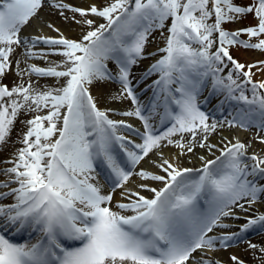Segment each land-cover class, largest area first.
I'll use <instances>...</instances> for the list:
<instances>
[{
	"label": "snow or ice",
	"instance_id": "1",
	"mask_svg": "<svg viewBox=\"0 0 264 264\" xmlns=\"http://www.w3.org/2000/svg\"><path fill=\"white\" fill-rule=\"evenodd\" d=\"M47 3L0 0V78L11 70L18 47L26 48L28 58L61 57L47 67L30 64L20 69L17 62L18 76L51 78L55 80L51 86L41 88L31 79L11 88L0 83V146L7 143L21 113L34 114L24 122L27 130L20 141L24 146L4 162L10 167L0 169L7 177L0 181V189H8L0 191V200H13L0 204V264H212L197 258L198 250L212 251L217 244L227 247L252 229H264L261 213L246 217L238 232L210 235L227 227L221 223L223 217L239 219L234 208L246 212L264 200V155L249 156L245 143L229 142L200 169L180 168L163 159L157 165L163 175L140 171L143 180L163 185L159 189L140 185L151 197L126 188L133 173L115 151L119 146L133 168L168 145L178 148L180 155L194 152L197 146L211 151L216 146L206 142L209 135L225 125L255 127L264 144V136L259 135L264 132V92L260 91L264 81L252 80V69L264 70V61L245 65L229 51L240 46L264 52V0H249L247 6L234 0H109L87 9L52 0L50 6L60 10L65 20L86 25L87 30L79 40L63 34L22 39V28ZM65 10L73 16H65ZM248 14L256 18L255 26L236 31L222 27ZM90 16L104 23L96 24ZM156 31L164 47L143 75V79L157 77L147 86L152 96L146 109L130 77L133 66L147 58L145 46ZM242 35L249 39H240ZM37 44L47 48L33 51ZM229 65L231 69L222 75ZM109 80L122 86L120 96L113 99H129L135 106L117 114L142 122L143 132L136 130L139 143L120 134V129L132 125L111 119L91 94L93 85ZM209 82L213 93L224 96L221 105L236 102L230 119L210 123L209 114L201 110L199 97ZM249 84L251 97L246 94ZM155 119L170 126L158 132ZM185 134L191 136L187 143ZM97 162L109 172L112 193L121 189L128 201L116 203V210L113 195L105 193L97 180ZM9 228L39 235L34 243H14L5 235ZM75 242L79 246H72ZM249 247L257 251V245ZM259 252L264 264V248ZM230 259L232 264H244L235 255Z\"/></svg>",
	"mask_w": 264,
	"mask_h": 264
},
{
	"label": "bare ground",
	"instance_id": "2",
	"mask_svg": "<svg viewBox=\"0 0 264 264\" xmlns=\"http://www.w3.org/2000/svg\"><path fill=\"white\" fill-rule=\"evenodd\" d=\"M88 1L90 2L93 0H63L64 3H67V4L74 6V7L84 8V9H87L89 6L92 5L91 2L89 3ZM98 1H100V0H98ZM51 2H52V0H48V3L45 4V6L39 11L38 15L40 16V13H43L45 15V17H41L42 21L48 23L49 25H52L53 26L52 28L54 30L59 29L58 35L49 34L53 31H48V29H47L45 31L44 30L37 31L34 34L28 35V36L20 35L21 38L22 39H28V40H31V38L35 37V36H45V37L55 38V37H58L60 34H63L65 37H67L69 39L79 40L81 35L87 30V26L77 24L74 21H72L71 19L65 20L64 16L60 15V10L55 9V8L50 6ZM108 2H109V0L103 1L100 5L103 6V5L107 4ZM234 3H236L238 6H247L249 4V0H234ZM64 15L71 18L73 16V13L65 10ZM88 18L95 20L96 24L104 23V21L100 18H96V17H92V16H90ZM76 19L79 20L80 17L77 15ZM256 23H257V20L254 17V15L248 14V15H245V16L241 17L240 19L236 20L235 22L226 23L224 25L226 27L230 28V31H236V30H239L241 28L255 26ZM28 25L34 27L33 19L30 20ZM65 25H68L69 27H67ZM75 29H76V31H74ZM56 33H57V31H56ZM244 36L248 37L247 35H242L241 37L244 38ZM252 40L254 42L255 38H252ZM37 45H41V44H37ZM25 52H26L25 47L16 48L15 53L12 55V61H13L12 68H11V70L7 71L6 75L3 78H0V83L9 86V88H11L12 86H14L16 84H20L22 82L27 83L29 81V79H31L33 82L37 83L38 86L41 88L55 84V80L51 79V78L41 79V78H37L35 76L29 77L28 75H24L23 77H21V76L17 75V71H18L17 62L19 64L20 69L26 68L29 65L27 63V57L25 55ZM153 52L156 53L157 49L154 48V43L152 41H150V42H148V47H147V51H146L147 58H148V55L150 53L152 54ZM231 53L234 57L244 59L247 63H251V65L258 64V62H260V61H264V52H261L260 50H257V49H247V48H243L240 46H234L231 48ZM43 60H45V59H43ZM49 62H57L58 63V62H60V60H55V61L49 60ZM151 64L152 63H148L146 65H143L142 69L139 70V72L132 71L130 79L132 80L133 86L134 85L139 86L141 84V81L139 82L138 79H143L144 73L147 71V69L150 67ZM109 67L113 70V73H115V65L110 62ZM253 73L255 74L256 78L259 81H264V70H258L257 68H253ZM156 78H154V79H156ZM119 84H120L119 82L114 81V80L98 82L97 84L93 85L92 88H95V91H92L91 94L93 95V97L95 99H98L101 97L102 99H104L107 102L110 100H118L119 102H121L122 104L125 105L124 111L133 110L135 106L131 103V101L129 99H113V97H119L120 96L122 88H121V85H119ZM143 84L147 85V86L150 85V84H148V81H146ZM98 87L100 88V91H99ZM210 87H211V84H210ZM150 92H151V90L149 91V93ZM211 93H213V92L211 91ZM148 97L149 96L146 95L143 99L139 98L140 103L143 105H145V104L148 105V103H147ZM106 98L108 100H106ZM222 100L223 99L218 95L217 99L214 100L215 101L214 106H218ZM225 105H226V107H228L230 109L229 103H227ZM212 111H214V110H212ZM145 114H147V112ZM33 115L34 114H32V113H21L19 115L18 119L14 123V126L12 127V130H11V133L8 137L7 143L0 146L1 152L4 151L2 153L0 152L1 153L0 159H4L5 158L4 155L11 154L10 158H7L3 161L12 160L14 158V154L16 153V151L19 148H22L24 146L22 143H20V141L22 140L23 134L27 130L24 122L28 119H31ZM116 117H118L116 120H124V118H125L122 115H118V114ZM116 117L114 116V118H116ZM218 117H219L218 120L220 121V116H218ZM230 118H231L230 116H227L223 119L225 120V119H230ZM213 120L214 119L210 118L209 122L211 123ZM124 121L127 124L132 125V128L131 129L123 128L124 130L121 134L127 136L128 139H130L136 143L141 142L136 130H139V128H141V127L143 128L142 122L139 119H138V121H136L134 123L128 119L127 120L125 119ZM155 121H156V123H155ZM152 123H153L154 127H156L157 124L159 123V120L155 119L152 121ZM155 124H156V126H155ZM160 127H161V125H160ZM221 128L222 127H219L216 132L210 134L208 137V140L206 141L207 143L215 145L216 147H219L220 149L223 148L224 146L228 145L229 142H231V143L236 142L235 141L236 139H233L230 136L229 142L226 143L224 138H225V135L227 133H225L224 130H222V132H221ZM255 129H257V128H255ZM139 132H143V131L139 130ZM216 134L217 135L221 134L222 137L216 136ZM178 138L179 137H174V139H178ZM255 138H257V136L255 134H250L248 136L245 135L242 137V141H240V142H243L249 146L251 145V148H257V152L256 153L254 152L251 154L264 155V144L262 145L261 143H259L257 141H254V142H252V144H250V141L255 139ZM197 139H199V137ZM190 140H191L190 134H185L184 142L187 143ZM169 146H171V145H168L167 147H169ZM176 150H178V148L173 149V152ZM115 151H116V153H118V151L120 152V150L118 149L117 146L115 148ZM163 151H165V150H163ZM155 152H158V151H154V153ZM198 152L203 153L204 155H208L207 153L210 151L207 148H200L198 146L195 147L194 152L186 153V154H183L182 157H178L179 159H183V161L179 167L180 168H191L194 170L202 168L205 160H208V159L205 158L204 155H203V157L205 158L204 160H202L201 158H199V159L195 158V156H193V154H197ZM175 154H177V153L175 152ZM208 157H210V156H208ZM119 160L124 165H126V167H128L127 162H126V157L124 156V154L121 158H119ZM144 160H146L147 162L149 161V163H151L153 161L152 155L150 154ZM97 164H98V166L103 165L100 162H97ZM128 170H130V169H128ZM140 171L152 172L151 170H148L146 168L144 169L143 164H141V165L138 164L135 166L134 172H132V173H134V175H132L130 177V179H132V178L135 179L136 177H138L139 176L138 173ZM135 174H137V175L135 176ZM163 174L164 173L162 171L160 175H163ZM102 175H103V177L104 176L108 177L104 173ZM135 182L139 187L142 184H146V182L144 180H141L139 178L136 179ZM262 182H264V181H262ZM154 186L157 189H159L163 185L160 182H156V184ZM151 196H152V193H150L148 195V197H151ZM119 197H120L119 194L116 193L115 198L118 199ZM10 200H12V199L11 198L4 199L2 204H8L7 201H10ZM116 202L118 203L119 201H116ZM119 203H121V202H119ZM201 204H202L203 208H205V209L207 208V205H204L203 201L201 202ZM236 209L237 208H234V210H236ZM114 210H116V209H114ZM263 211H264V209H263ZM241 215H242L241 213L240 214L236 213V216L242 219L241 223H233L232 224L230 222H226V221L222 222L221 221V223L223 225L227 226V227H224L227 230L224 233H219L217 235H215V234L214 235L215 236H221L224 234H230L232 232H238L240 229V226L246 222V219L244 218L245 216L244 215L241 216ZM257 215L258 214H255L253 216H257ZM37 234H39V233H37ZM25 235H26V233L25 234H22V233L17 234L16 233L13 237L19 238V236H20L24 239V240L21 239V241L18 240L17 243H32L30 241H27L28 237L24 238ZM37 237L34 239L33 243L36 241ZM235 240L236 239H234L233 241H230L229 245L227 247H221L219 244H217L215 246V248H218V250H217L215 256L208 257L207 260L213 261V262L217 260V261H219V264H232L230 257L235 255L234 252H236L240 255V259L242 261H244V264H260L259 257L261 254L259 252V249L264 248V230L261 232H258V233L250 232L247 235V237L242 238L237 243H234ZM250 243L257 245V251L255 253L249 247ZM195 255L201 256V253L198 251ZM216 264H218V263H216Z\"/></svg>",
	"mask_w": 264,
	"mask_h": 264
},
{
	"label": "rangeland",
	"instance_id": "3",
	"mask_svg": "<svg viewBox=\"0 0 264 264\" xmlns=\"http://www.w3.org/2000/svg\"><path fill=\"white\" fill-rule=\"evenodd\" d=\"M103 1H107V0H100V1H98V0H93V1H90L91 2V4L93 5V4H95V5H97L98 7L99 6H101L100 4L103 2ZM89 2V1H88ZM89 2V3H90ZM41 17H45V15L43 14V13H40V16L38 15V16H36L35 18H33V23H34V27L33 26H29L28 24L26 25V26H24L23 28H22V30H21V32H20V35H23V36H28V35H32V34H34L35 32H37V31H42V30H47L48 29V31H53V32H51V33H49V34H51V35H58V32L56 33V31L51 27H49V24L48 23H46V22H44V21H42V19H41ZM211 22H213V21H209V23H211ZM169 24H170V21L168 22ZM65 26H67V27H69L68 25H65ZM222 27H224L225 28V30H229L230 31V28H228V27H226L225 25H222ZM70 29V28H69ZM74 31H76V29L74 30ZM48 33V32H47ZM167 33L165 32V35H166ZM213 38L215 39L216 38V34H214L213 35ZM240 39H242V40H248L249 39V37H246V36H244V38H242V37H240ZM150 41H152L153 43H154V48H156L157 50L159 49V48H162V47H164V40H163V38H162V36H161V33H160V31H156V32H154L150 37H149V40H148V42H150ZM216 46L217 45H214L213 46V48L211 49L212 51H215V49H216ZM147 47H148V43L146 44V46H145V56L147 57V53H146V51H147ZM232 47H234V46H232ZM232 47H230V49H229V51H230V54L232 55V53H231V48ZM47 48V46L46 45H43V44H41V45H36V47L33 49L34 51H37V52H39V51H41V50H43V49H46ZM154 53V52H153ZM151 54V53H150ZM148 55V58H146V59H142V60H140L139 61V63L137 64V65H135V66H133V68H132V71H135V72H139V70H141L142 69V67H143V65H146V64H148V63H154L155 62V60L156 59H158L159 58V53L158 52H156V55ZM233 56V55H232ZM234 57V56H233ZM238 62H240V63H242V64H245V65H251V63H247L244 59H240V58H236V57H234ZM11 59H12V57H11ZM49 60H51V61H55V60H61V57H59V56H48L47 57V59L46 60H43V59H39V58H28L27 57V63L30 65V64H36L37 66H40V67H47L48 66V64H49ZM231 65H229V68H227V69H225V71H224V73H222V75H226L227 74V72L231 69ZM252 72H253V69H252ZM149 78H156V76H151V77H149ZM149 78L148 79H138V81L140 82H142V83H144V82H146V81H148L149 80ZM241 79V81L243 80V79H245L244 77H241L240 78ZM252 80H253V82H259V80L256 78V76H255V74H253L252 75ZM120 85V84H119ZM141 85V84H140ZM135 86H137V85H134V90H135V92H136V94H137V96H138V98H142L143 99V97H142V95L141 94H139V91H138V93H137V91H136V89H135ZM121 88H122V86H121ZM98 89H99V91H100V88L98 87ZM92 91H95V88H91V93H92ZM210 91H211V87H210V82L205 86V89H204V91L201 93V95H200V97H199V102H200V107H201V110L202 111H205L207 114H209V116H210V118H212V119H214V120H218L219 119V117L218 116H220V121H223L224 119L223 118H225V117H227V116H229V113H233L234 111H235V109H236V107H237V104H236V102L235 101H231V102H225L223 105H221V103L218 105V106H214V103H215V99H217L216 97L218 96V95H221L220 97H222V94H216V93H212V95H209V93H210ZM261 92H264V90H260ZM95 93V92H94ZM246 94L247 95H249V97H251V85L249 84V85H247V88H246ZM108 97V96H107ZM222 98H224V97H222ZM106 100H108L107 98H106ZM104 99H102L101 97L100 98H98V99H96V102H97V106L101 109V110H107L108 112H109V117L111 118V119H113L114 118V116H115V114H117V113H121V112H123L124 111V108H125V105L124 104H122L121 102H119L118 100H110V101H105ZM147 103H149V102H147ZM227 103H229V106H230V109L228 108V107H226V105L225 104H227ZM148 107V105L147 104H145V108H147ZM113 109H114V111H113ZM212 110H214V111H212ZM216 114V115H215ZM119 115V114H118ZM123 117H125V116H123ZM129 118V120H131L133 123L134 122H136V121H138V119L137 118H135V117H128ZM126 118H124V120H125ZM113 120H115V119H113ZM219 121V120H218ZM155 123H156V121H155ZM160 123H158L157 124V126H156V124H155V129L158 131V132H161V131H164V130H166V128L167 127H169L170 126V124H165V125H161V127H160ZM121 130H122V132H123V130L124 129H120V134L122 133L121 132ZM139 130L140 131H143V128L141 127V128H139ZM222 130H224V132L225 133H227L226 135H225V138H224V140H225V142L227 143V142H229V138H230V136L233 138V139H236L235 141H242V137L243 136H248V135H250V134H255L256 136H257V138H255V139H253V140H251L250 141V144H252V142H254V141H257V142H259V139H258V129H255V127H250V128H248L247 130H245V129H243V128H240V127H228V126H224V127H222L221 128V132H222ZM259 135L260 136H264V132L262 133V132H259ZM216 136H219V137H222V135L221 134H216ZM234 141V142H235ZM260 143V142H259ZM263 145V144H262ZM118 147V149H119V146H117ZM129 147H131L130 145H129ZM176 147L175 146H173V145H171V146H169V147H167V146H165L163 149H161L160 151H158V152H153V153H151V155H152V159H153V161L151 162V163H149V161L147 162L146 160H142L139 164L141 165V164H143V168L145 169H148V170H151L153 173H155V174H161V172H162V169H160L159 167H157V165L159 164V163H161L162 162V160L163 159H168L170 162H172V163H174V164H177L178 166H180V164L182 163V161H183V159H179L178 157H182L183 155H180V150L178 149V150H176V151H174L173 152V149H175ZM170 149V150H169ZM219 147H215L214 149H212L210 152H208L207 154L208 155H204L203 153H197V154H193V156H195V158H197V159H199V158H201V157H203V155L205 156V158H207L208 160H211V159H215L217 156H219L220 155V151H219ZM120 150V149H119ZM163 150H165V151H163ZM172 151V152H171ZM0 152H1V150H0ZM2 152H4V151H2ZM1 152V153H2ZM175 152L177 153V154H175ZM256 153L257 152V148H251V145L249 146L248 145V148H247V154L250 156V155H252L251 153ZM0 153V154H1ZM121 153L123 154V152L120 150V152L118 151V153H116L117 154V159L119 160V158H121L122 157V155H121ZM208 156H210V157H208ZM4 159H0V169H3V168H5V167H10L11 165L10 164H5L4 162L5 161H3V160H5V159H7V158H10L11 157V154H9V155H4ZM204 158V159H205ZM123 164V163H122ZM123 166H125L126 167V165H124L123 164ZM127 166L128 167H126L127 169H130V171H132V172H134V168L133 167H131L130 165H128L127 164ZM97 173H98V175H97V180H98V182L100 183V185H102V187H103V191L105 192V193H111L112 195H113V208L115 209V204L117 203L116 201H119V202H121V203H126V202H128L127 201V199L124 197V196H122L121 195V189H116V191L114 192V193H112V191H111V189H112V181H111V179H109V172H108V170L104 167V165H102V166H98V164H97ZM105 174L106 176H108L107 178L105 177H103V175L102 174ZM133 175H134V173H133ZM137 174H135V176H136ZM141 179V180H143L140 176H138V177H136L135 179H130L129 180V182L127 183V185H126V188L127 189H129V190H131V191H139L141 194H143V195H145V196H147L148 197V195L150 194V192H148V191H146L145 189L143 190L141 187H139L137 184H136V179ZM4 180H7V177L6 176H4V175H2V174H0V181H4ZM145 181V180H144ZM146 182V184H148L150 187H155L154 185L156 184V182H153V181H145ZM16 185H12V187H15ZM0 191H8V189H0ZM116 193H118L119 194V198L117 199V198H115V194ZM116 200V201H115ZM4 200H0V204H2V202H3ZM13 201L12 200H10V201H7V203H12ZM246 207H248L247 205H246ZM263 209H264V200H261V201H257V203L256 204H254V205H252L250 208H249V210L248 211H242L241 209H239V208H237L236 210H233L235 213H237V214H242L241 216H245L244 218H246V217H254L253 215H255V214H261V213H264V211H263ZM221 221L222 222H235V223H241V221H242V219L241 218H239V219H236V218H229V217H223L222 219H221ZM245 222V221H244ZM243 222V223H244ZM242 223V224H243ZM226 228H216V229H214V231L212 232L213 233V235L215 234V235H217V234H219V233H224V232H226ZM264 229H260V228H256V229H252V230H250V231H248L247 233H244V234H242V236L241 237H239L238 239H236L235 241H234V243H237V242H239L242 238H244V237H247V235L250 233V232H253V233H258V232H261V231H263ZM217 250H218V248H214V250H212V251H209L208 250V252L206 253V254H203L202 255V257H213V256H215V254H216V252H217ZM235 253V255L237 256V257H239L240 258V255L238 254V253H236V252H234ZM206 261H208L207 259H205ZM212 262V264H216V263H218L219 264V261H211Z\"/></svg>",
	"mask_w": 264,
	"mask_h": 264
}]
</instances>
